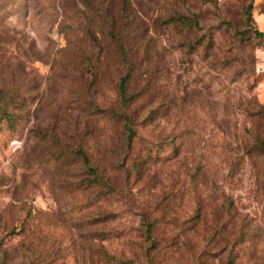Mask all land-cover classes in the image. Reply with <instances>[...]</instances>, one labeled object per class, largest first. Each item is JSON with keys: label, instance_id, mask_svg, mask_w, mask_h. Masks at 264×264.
Here are the masks:
<instances>
[{"label": "rangeland", "instance_id": "374dc122", "mask_svg": "<svg viewBox=\"0 0 264 264\" xmlns=\"http://www.w3.org/2000/svg\"><path fill=\"white\" fill-rule=\"evenodd\" d=\"M263 66L264 0H0V264H114L143 214L163 235L193 215L174 264H264ZM122 109L134 153L159 145L130 203L94 198L73 153L121 182L97 112Z\"/></svg>", "mask_w": 264, "mask_h": 264}, {"label": "trees", "instance_id": "16d2710c", "mask_svg": "<svg viewBox=\"0 0 264 264\" xmlns=\"http://www.w3.org/2000/svg\"><path fill=\"white\" fill-rule=\"evenodd\" d=\"M122 57L125 59L126 53H122ZM127 79L128 74H125L121 77L118 84V90L123 105L127 100L125 93ZM97 113H101V115L106 113L107 116H110L115 121L116 126L113 131L114 135L111 137L112 141L106 144L109 149L104 148V151L110 150L114 152L115 162H112L111 166L123 174V179L121 182H117L116 176L114 177L112 174L106 175L104 169L100 168V166L92 160L91 154L87 150L79 148L73 151V153L74 155H78L82 160V173L84 175L82 185L94 198L116 197L126 203H130L134 200L132 190L133 181H131V178L136 175L138 177L139 173L142 174L144 170L154 163L159 145H157L156 142H152L150 146L145 149L143 154L134 153L136 140H143L144 136H139L138 121L133 112H125L124 109H122L121 112ZM114 139H116V143L113 141ZM128 161L129 164L126 163ZM170 196H173L172 192H167L161 198L165 200ZM87 203L84 204V207H87ZM227 206V198L223 196L221 201L217 204L215 211H224L226 213ZM143 215L140 222V230L144 239L139 246L140 252L131 253L130 257H125V259L111 256V260L115 261L114 264H128L130 262H135V264H174L170 262L169 259L181 246L191 251L192 240L188 232L194 230L195 219L193 215L187 220L190 222L187 227H182L178 230L171 229L168 235H163V232L159 234L158 228L154 222L147 218L145 214ZM90 220L89 218L87 220L89 225ZM100 220L103 221L101 218ZM16 226L17 225L12 226L11 230H14ZM215 231L210 234V239H214V236L218 233L217 229H215ZM21 244L22 243H19L13 248L11 247V250H15V248L21 246ZM8 250H10V248L1 249V264H6ZM105 253L107 254V252L104 251V254ZM105 256H108V254Z\"/></svg>", "mask_w": 264, "mask_h": 264}, {"label": "built area", "instance_id": "2783aa9c", "mask_svg": "<svg viewBox=\"0 0 264 264\" xmlns=\"http://www.w3.org/2000/svg\"><path fill=\"white\" fill-rule=\"evenodd\" d=\"M262 70L264 71V66L262 67Z\"/></svg>", "mask_w": 264, "mask_h": 264}]
</instances>
